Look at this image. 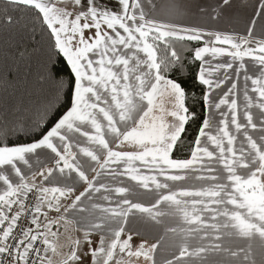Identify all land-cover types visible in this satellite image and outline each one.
<instances>
[{"label": "snow or ice", "instance_id": "obj_1", "mask_svg": "<svg viewBox=\"0 0 264 264\" xmlns=\"http://www.w3.org/2000/svg\"><path fill=\"white\" fill-rule=\"evenodd\" d=\"M173 7L155 0L0 4L5 22L27 19L29 32L47 30L49 50L40 79L52 85L49 102L30 121L0 126V264H157L164 236L150 243L146 231L163 224L165 215L177 214L194 227L165 228V235H178L180 243L179 254L164 264H186L185 258H196L194 264H229L210 257L241 253L235 264H258L251 243L237 250L225 244L232 237H258L259 264H264V0L252 4L243 35L171 22L164 12ZM225 7L231 0H219L212 11L219 16ZM176 42L201 46L184 49L191 52L189 59ZM220 57L228 59L212 63ZM246 58L253 62L251 74ZM61 60L66 61L64 75L57 67ZM186 60L199 62L194 80L206 86L200 100L207 114L191 141L186 126L199 116L195 105H188L190 94L180 78L187 73ZM221 70L223 78H213ZM241 73L243 122L236 98ZM227 82L230 87L214 100L213 92ZM191 99L196 100L195 93ZM221 106L227 112L214 123L212 110ZM186 143L189 153L182 158ZM78 154L96 166L84 168ZM105 172L155 190V201L136 202L129 198L131 187L99 183ZM189 179L198 186L174 190L170 184ZM77 183L83 185L79 194ZM102 190L117 199L105 195L107 205L93 204V214L70 218L85 211L82 198ZM162 204L173 211H161ZM29 216L35 227L18 231L21 218ZM57 225L63 233L53 230Z\"/></svg>", "mask_w": 264, "mask_h": 264}, {"label": "crops", "instance_id": "obj_2", "mask_svg": "<svg viewBox=\"0 0 264 264\" xmlns=\"http://www.w3.org/2000/svg\"><path fill=\"white\" fill-rule=\"evenodd\" d=\"M157 4H169L174 5L175 7L169 8L164 12V15L167 19H169L171 22H178L184 26L189 27H203L208 31H220V32H236L241 35L244 34L245 31V21L251 16L253 12L252 4L256 2V0H231V7H225L224 9H221V14L219 16L216 15L215 12L212 11L213 8L216 7V5L219 3V0H155ZM201 9H205V11H201ZM259 27L256 30L257 38H261L259 35ZM206 59H211V57H206ZM228 58L226 57H220L216 60H213L212 63H221L225 62ZM246 64L249 65V73H252V64L253 62L250 59L246 58ZM229 75H232L231 70L228 72ZM224 71L221 70V72L216 73L213 78H223ZM243 73H241V80L239 83V94L236 97L238 99V104L240 105V119L241 122L244 121L243 117ZM231 82H227L224 86L221 87V89L215 90L213 92V99H217L219 96L223 95V92L227 90L228 87H230ZM250 94H252L250 92ZM220 112H227V106H221L220 110L213 109L212 110V117L214 123H218L221 119L219 113ZM254 114L257 113L256 109H253ZM231 117V114L229 113V118ZM230 130L232 129V126L230 125ZM241 137L238 135V145L239 146V140ZM81 164L84 166V168L95 167V163L91 162L88 158L82 157L78 154L77 157ZM50 166V165H49ZM113 169H116V166H112ZM118 171H123V165L121 164ZM90 175L92 173L89 172ZM75 174H73V177ZM64 180V178H61ZM99 183H104L111 185L112 187L117 186H128L131 187L133 190V196H130V199H133L136 202H142L145 204L153 203L157 197V192L155 190H145L140 187H138L135 182L131 181L126 176H110L107 175V172L105 174L101 175L99 178ZM66 182L71 183L72 180L68 179ZM172 184L174 190L184 186H198L199 182L193 179H189L184 182H175ZM76 187V194H79L80 191L83 190L82 183H77L75 185ZM108 195L111 197L112 201H115L117 199V194L114 192H104L103 190L100 193L93 192L91 194V199H89L87 196L82 198L80 207L85 209V211H74L70 218H79V217H87L90 214L94 213V209L92 208L93 204L100 203L107 205V201H104L102 199L103 196ZM160 210L164 211L165 213H171L173 209L169 208L167 205L162 204L160 206ZM50 216H56L57 213L50 212ZM207 213H205V217H207ZM163 220V224L156 225L152 228H149L146 231L145 238L149 240L150 243L156 242L157 239H159L161 236H164V239L161 241L160 246H158L156 251V260L157 264H164L166 260L173 259L174 255H178V246L180 243V238L178 235H173L171 233L165 235V228L166 227H176L179 228H188V227H194L193 225H187L183 222L182 218L177 215H165L161 218ZM209 222H212L209 220ZM75 235V234H74ZM93 239L96 240L98 237L95 235L93 236ZM61 242H64L63 236H61ZM139 238L134 236L133 243H138ZM193 243H196L193 241ZM251 243L253 252L255 254V258L259 264L260 260V240L259 238H255L252 241H249L247 238H238V237H232L228 240H225V244L230 245L233 250H237L239 248H247L248 244ZM67 250V249H65ZM243 253H241V256L238 258H232L228 257L225 254H219L214 255L210 257L212 260L217 261H228L229 264H235V261L238 259H242ZM196 258H192V261H188L187 258H185L186 264H194Z\"/></svg>", "mask_w": 264, "mask_h": 264}, {"label": "trees", "instance_id": "obj_3", "mask_svg": "<svg viewBox=\"0 0 264 264\" xmlns=\"http://www.w3.org/2000/svg\"><path fill=\"white\" fill-rule=\"evenodd\" d=\"M3 0H0V4ZM17 16H26L24 12L15 13ZM27 19L20 20L19 23L9 24L0 18V126L7 124L12 127L17 124L27 123L35 114L49 102L52 93V85L41 81V64L49 50L50 38L47 30L37 29L35 33L29 32L24 27ZM30 27V26H29ZM23 39H20V36ZM201 46L196 42H176V47L182 56L190 59L191 52L184 49H190ZM23 53V55H21ZM163 55V53H161ZM188 64L187 73L180 77L184 86L190 94L187 101L198 112L199 118L195 122H189L187 125V140L191 141L197 134L199 126L207 109L200 97L206 89V86L200 85L194 80L196 71L199 68V62ZM66 61L61 60L57 65L61 69L60 74L64 75ZM174 76L179 75L174 73ZM195 93L196 100L191 99V94ZM64 110L63 105L58 108V113ZM190 145L185 144L182 158H186L189 153Z\"/></svg>", "mask_w": 264, "mask_h": 264}, {"label": "built area", "instance_id": "obj_4", "mask_svg": "<svg viewBox=\"0 0 264 264\" xmlns=\"http://www.w3.org/2000/svg\"><path fill=\"white\" fill-rule=\"evenodd\" d=\"M30 219H31L30 216H29L27 219H25L24 217H22L21 220L19 221V229H18V231H19L20 229H23V228L28 227V226L35 227L34 225H30ZM57 227H59V230H60L61 233L64 232L63 227H60L59 225L54 226V227H53V230L55 231ZM39 246H40V242L38 241V242H37V247H39Z\"/></svg>", "mask_w": 264, "mask_h": 264}]
</instances>
